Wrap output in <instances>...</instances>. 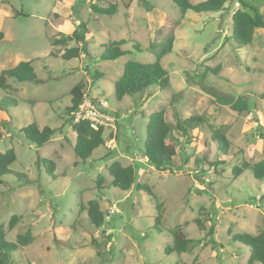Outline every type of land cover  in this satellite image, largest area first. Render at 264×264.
Wrapping results in <instances>:
<instances>
[{
    "label": "rangeland",
    "instance_id": "374dc122",
    "mask_svg": "<svg viewBox=\"0 0 264 264\" xmlns=\"http://www.w3.org/2000/svg\"><path fill=\"white\" fill-rule=\"evenodd\" d=\"M111 4L116 5L112 15L89 10L91 5L107 8ZM225 4L216 13H182L171 0H99L97 4L0 0V8L10 13L0 11L4 35L0 71L17 61L33 59L34 71L42 79L34 83L11 78L7 94L0 90V151L12 147L16 155L9 166L12 172L0 184V223L7 240L15 241L27 228L33 236L23 249V259L16 251L4 250L7 256L0 264H26V260L30 264H246L248 246L231 235L264 229V181L254 178L251 170L239 175L231 170L234 165L264 158V27L254 30L250 44L237 47L228 40L237 3ZM261 11L264 13V7ZM59 23L70 26L66 32L78 30L80 23L88 26L86 53L70 60L60 57L65 46L50 43V38L61 33L55 28ZM170 36L171 49L160 57L169 86L161 90L152 85L140 95L118 101L113 85L124 62L154 61ZM120 39L126 40L122 47L131 53L100 60L103 47ZM134 44L140 50L132 49ZM72 45L80 43L69 42L66 47ZM204 71L207 90L198 82ZM78 81L84 84L87 96L104 99L115 117L114 131H103L104 144L86 160L74 155L75 135L64 124L68 117L65 107L70 104L68 90ZM223 95L245 96L249 109L231 110ZM161 108L172 124L176 116L200 115L204 120L200 128L190 130L187 139L174 131L177 153L173 171H157L141 152L148 117ZM33 121L40 127L63 124V128L36 147L20 132ZM213 130L224 133L230 142L222 155L225 162L216 165L221 153L211 138ZM110 138L114 146L109 145ZM37 158L54 160L53 173L48 174L42 163L37 166ZM114 159L132 164L136 181L147 184L154 195L133 187L110 186L106 166ZM195 168L204 172L196 175ZM16 173L33 183H24ZM99 174L104 176L100 191L95 182ZM91 199L98 201L104 214L99 228L87 217ZM12 214L20 219L9 227ZM195 218L201 220L203 229ZM211 220L216 222L214 246L207 242ZM175 227L188 238L202 239L205 245L179 255L165 254Z\"/></svg>",
    "mask_w": 264,
    "mask_h": 264
},
{
    "label": "trees",
    "instance_id": "16d2710c",
    "mask_svg": "<svg viewBox=\"0 0 264 264\" xmlns=\"http://www.w3.org/2000/svg\"><path fill=\"white\" fill-rule=\"evenodd\" d=\"M182 13L187 10L195 13L200 12H219L226 8L227 2L237 3V7L231 14V34L228 40L233 41L237 47H242L250 44L254 30L256 28L264 27V13L261 11V7H264V0H201L196 3L190 0H171ZM97 4V3H96ZM91 10L98 14L112 15L115 13L116 5L111 4L107 8H100L96 5L90 6ZM87 37H90V31L86 24L80 23L79 29H74L71 33H60L58 37L54 36L50 38V43L53 46H65L60 57L66 60L76 58L80 53H86ZM4 38L3 32L0 30V41ZM173 37L170 36L167 39L166 44L160 54H156L154 61L152 62H138L134 60H126L122 67L121 75L114 81V96L119 101L124 96H137L142 94L146 88L155 85L159 89H166L169 86V76L165 68L160 63L161 54L168 52L171 49ZM69 42L80 43L78 45L67 46ZM126 42L124 39L112 41L110 44L105 45L99 54L100 60H115L122 55L131 53L130 50L122 47ZM132 49L140 50L137 45H132ZM50 55H53L50 53ZM33 59L21 60L15 65L4 68L0 71V90H3L6 94L12 85L9 83V79H14L18 82L29 81L38 83L42 79L38 77L33 68ZM205 71L202 73L198 82L199 85L205 88L204 84ZM94 79H98L97 75H93ZM210 93L213 91L210 90ZM70 104L65 107V111L68 115L64 124L70 127L71 131L75 135V141L73 145L74 155L81 159L86 160L89 158L93 150L104 144V138L102 136L103 129L95 130L89 126L86 121H74L73 112L78 107L84 94V84L81 81L73 84L69 90ZM222 100L229 105V108L233 111L241 112L249 109V101L243 96H227L223 95ZM2 104V100L0 101ZM16 100L12 101L15 104ZM203 118L200 115H190L186 118L176 116L175 124H172L165 119V109L161 108L152 112L146 125V137L143 142L142 156L145 161L152 165L157 171L175 169V155L177 153L176 138H174V131L178 132L182 137L187 139L190 134V130L200 128L203 125ZM63 125V124H62ZM61 126L51 128L49 126H39L35 121L27 124L20 129L23 138L30 143H33L36 147H41L48 142L53 134L57 131H61ZM212 140L217 145V150L220 151L218 162L224 163L222 155L226 154V150L230 144L229 139L224 133L217 130H213L211 133ZM16 155L12 147L0 151V184L3 183L2 177L5 174L11 173L9 166L15 161ZM42 163L45 171L48 174L53 173L55 162L49 158H37L36 165ZM213 165V164H212ZM200 173L204 172V169L199 168ZM251 170L252 175L256 179L264 181V158L260 159L252 164L244 162L241 166L234 165L232 173L239 175L243 170ZM106 170L111 180L110 186L117 187L121 190H128L133 187L136 191H144L148 195L153 196L149 186L144 183L136 181L135 168L132 164L123 165L118 159L112 160L107 166ZM199 173V174H200ZM17 178L24 181V183H33L26 175L16 173ZM198 175V174H196ZM103 175L99 174L96 177V187L98 191L103 188L101 182ZM87 217L90 223L99 228L104 223V214L99 207V203L96 199L87 201L86 207ZM20 219V216L12 214L8 221V226L13 227L14 224ZM157 221V220H156ZM195 223L200 229H203V225L199 218L194 219ZM216 228V222H210L207 229L208 240L207 242L212 246L215 245V240L212 238L214 230ZM172 236V245L164 248L165 254L175 252L181 254L185 252H191L197 245L202 246L205 243L200 238H188L180 227H175L170 231ZM234 241H238L249 248V256L246 264H252L253 262H259L264 264V229L255 234L250 233H235L231 235ZM33 240L31 230L27 228L24 233H19L16 236L15 241L7 240L6 233L4 231L3 224L0 223V255L6 257L4 250L7 252H18L19 259L25 257L24 247ZM26 264H30L26 260ZM174 264H178L174 262Z\"/></svg>",
    "mask_w": 264,
    "mask_h": 264
},
{
    "label": "built area",
    "instance_id": "2783aa9c",
    "mask_svg": "<svg viewBox=\"0 0 264 264\" xmlns=\"http://www.w3.org/2000/svg\"><path fill=\"white\" fill-rule=\"evenodd\" d=\"M91 4H96L99 0H86ZM74 121H86L89 126L95 130L100 128L103 131L108 132L114 131V120L115 117L110 112L108 104L102 100H94L92 97L84 94L81 102L79 103L76 110L73 112ZM115 141L113 138L109 139V145L114 146ZM194 174H199L200 169H193ZM208 179H206L207 181ZM209 181V180H208Z\"/></svg>",
    "mask_w": 264,
    "mask_h": 264
},
{
    "label": "crops",
    "instance_id": "0c3cea01",
    "mask_svg": "<svg viewBox=\"0 0 264 264\" xmlns=\"http://www.w3.org/2000/svg\"><path fill=\"white\" fill-rule=\"evenodd\" d=\"M85 1H86V0H85ZM200 1H201V0H200ZM197 2H198V1H197ZM195 3H196V2H195ZM89 10H91V9L89 8ZM0 11H3V12H4L5 14H7V15L10 14L9 11L3 10V9H1V8H0ZM232 12H233V11H232ZM54 14H55V17H58V16H59L58 13H57V14L54 13ZM66 25H67V24H64V23H61V24H60V23H59V25H58L59 27H58V28H57V26L55 27L56 30H57L56 32L61 31V33H62V32L64 31L63 34H68V33H71V32L74 30V29H73L71 32H66V30L69 29V27H70L69 25H68L69 27L66 26ZM60 27H61V28H60ZM17 62H18V61H17ZM86 93H87V92H86ZM95 100H102V101H103L104 99H101V98L99 99V98H98V99H95ZM109 109H111V108H109ZM112 113H113V111H112ZM129 158H130L131 161H133L132 156L129 157ZM136 158H137V159H136ZM136 158H134V159L140 161L143 157H136ZM144 159H145V158H144ZM144 159H143V160H144ZM118 160H119L123 165H127V164H129V163L122 162L120 159H118Z\"/></svg>",
    "mask_w": 264,
    "mask_h": 264
}]
</instances>
